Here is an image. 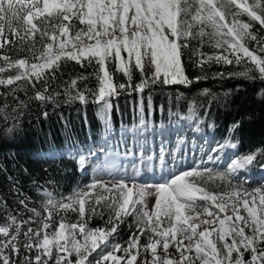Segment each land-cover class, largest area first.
Returning a JSON list of instances; mask_svg holds the SVG:
<instances>
[{
	"label": "snow or ice",
	"instance_id": "6c2138e0",
	"mask_svg": "<svg viewBox=\"0 0 264 264\" xmlns=\"http://www.w3.org/2000/svg\"><path fill=\"white\" fill-rule=\"evenodd\" d=\"M186 54L203 75H186ZM70 62L93 71L65 81ZM213 64L235 68L213 77L264 81V0H0V96L21 108L23 92L42 107L91 95L108 110L121 90L190 85ZM196 107L190 102L193 116ZM225 147L236 145L226 140L211 152ZM253 166L264 171V148L237 155L224 171L200 163L162 182L122 176L66 196L45 189L39 207L19 200L26 219L9 212L0 222V264H264V177L246 187L238 175ZM216 180L222 190L201 186ZM97 216L107 219L92 227Z\"/></svg>",
	"mask_w": 264,
	"mask_h": 264
},
{
	"label": "trees",
	"instance_id": "16d2710c",
	"mask_svg": "<svg viewBox=\"0 0 264 264\" xmlns=\"http://www.w3.org/2000/svg\"><path fill=\"white\" fill-rule=\"evenodd\" d=\"M184 67L190 78L204 74L193 66L187 54ZM226 70L235 68L213 64L206 70L207 79L190 85L157 83L143 93L121 90L108 98L112 105L108 110L91 95L87 103H65L61 96L56 103L42 107L38 101H27L21 92L18 95L27 102L26 108L18 107L13 97L0 96V222L9 212L19 213L25 219L30 215L19 204L20 199L28 198L29 207H39L45 189L66 196L74 188L87 184L88 175L78 173L75 157L65 149H86L90 142L96 143L114 129L133 127L138 122L165 124L188 120L195 124L196 121L201 128L199 124L197 127L218 144L226 140L235 144L236 155L264 148V81L212 75ZM92 71L91 67L82 68L70 62L63 68L62 79L66 81L74 73L89 75ZM116 77L117 82H125L122 74L117 73ZM138 80L136 73L134 82ZM89 86L95 87L94 79L89 80ZM205 89L208 94H204ZM3 91L0 88V93ZM192 101L197 104L195 116L188 111ZM45 111L46 117L42 114ZM9 128L14 131L8 132ZM258 168L249 169L255 172ZM104 220L97 216L89 223L96 227L103 225ZM128 232L126 225H122L119 232L122 241L128 239Z\"/></svg>",
	"mask_w": 264,
	"mask_h": 264
},
{
	"label": "rangeland",
	"instance_id": "374dc122",
	"mask_svg": "<svg viewBox=\"0 0 264 264\" xmlns=\"http://www.w3.org/2000/svg\"><path fill=\"white\" fill-rule=\"evenodd\" d=\"M195 124L199 123L195 121ZM218 146L215 140H210L189 122L178 120L165 124L138 122L133 127L128 125L114 129L98 142H90L86 149L74 147L65 149V152L74 155L78 170L82 175H88L87 183L95 178L111 180L122 176L152 183L162 182V178H169L173 173L196 167L200 163L216 171H224L236 154L231 147L212 153L211 149ZM161 152L164 153V161L160 159ZM80 156L85 157L83 167L78 164ZM238 175L248 181L246 187H254L261 182L264 171L247 169ZM221 185L219 180L201 184L208 190H222ZM129 223H132L131 218L125 223L126 230L129 229ZM118 239L123 240L121 236Z\"/></svg>",
	"mask_w": 264,
	"mask_h": 264
}]
</instances>
